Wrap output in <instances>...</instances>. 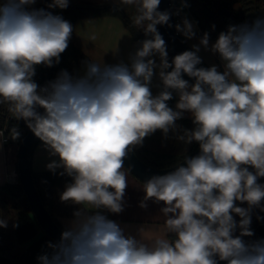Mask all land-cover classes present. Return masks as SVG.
I'll list each match as a JSON object with an SVG mask.
<instances>
[{
	"label": "clouds",
	"instance_id": "clouds-1",
	"mask_svg": "<svg viewBox=\"0 0 264 264\" xmlns=\"http://www.w3.org/2000/svg\"><path fill=\"white\" fill-rule=\"evenodd\" d=\"M36 2L0 0V105L58 157L46 167L71 177L60 200L77 206L39 264H264V239H244L254 235L253 210L264 212L258 183L264 178V16L229 25L210 47L205 32L170 61L157 26L172 27L173 13L160 10L161 0H119L135 8L132 24L149 37L130 63L85 61L82 75L61 70L41 87L33 79L36 67L59 64L74 29L61 15L32 8ZM68 6L69 0H51L47 9ZM175 29L187 40L196 37L187 17ZM201 47L219 56L223 71L198 67ZM154 76L162 84L156 95ZM174 93L175 109L168 104ZM185 113L194 127L177 139L197 142L199 154L143 183L140 207L150 199L163 203L164 235L137 239L105 214L124 210V160L157 130L165 137L175 132ZM9 135L16 140L20 132L12 127ZM7 226L0 215V228Z\"/></svg>",
	"mask_w": 264,
	"mask_h": 264
},
{
	"label": "trees",
	"instance_id": "trees-1",
	"mask_svg": "<svg viewBox=\"0 0 264 264\" xmlns=\"http://www.w3.org/2000/svg\"><path fill=\"white\" fill-rule=\"evenodd\" d=\"M50 2L51 0H45L43 8L61 15L72 25L82 18L113 16L124 23L136 41L141 42L149 38L145 37L142 29L133 26L131 17L118 5H82L76 4L74 0H69L67 9H47ZM186 2L198 26L196 38H201L207 32L210 40H216L219 33L226 31L229 25L251 23L257 17L264 16V0H186ZM236 2L239 3V8L235 6ZM169 60L171 61L170 57ZM85 61L93 60L70 39L68 48L61 54L60 63L50 68L43 65L37 66L36 75L33 79L39 86L43 87L49 81L54 80L61 70H67L73 76L82 75L85 70ZM176 98L174 93L173 99L168 101L169 106L173 109ZM7 109V104L0 105V129L5 126L9 130L12 127L26 128L28 132L29 128L26 123L23 120L12 118ZM176 123L179 126L178 129L175 132L170 131L167 137L160 130H157L154 134L144 138L142 145L133 149L136 155L152 167L168 168L179 163L185 156L196 150L199 147L197 142L193 141L191 144H186L177 139L184 129L190 130L194 127L192 119L183 118ZM25 135H23L21 142ZM40 141L38 139L32 148L31 165L33 151ZM60 171L62 170H57V174H53L50 171H35L32 168V176L43 203L56 223L64 230L65 226L60 219L63 217L72 218L77 206L63 203L60 200V193L68 183H71V177L60 176L58 174ZM131 174L133 175V173ZM258 183L264 184V178H259ZM19 199L24 201L23 204L18 202ZM238 206L247 207L246 204H239ZM12 212L15 214L12 223L18 227L12 225L11 229L9 224L13 217ZM105 214L110 218V213L105 212ZM0 215L8 220V226L0 228V264H39L37 257L50 251L47 243L56 241L38 223L20 181L17 184L8 182L0 184ZM257 215L264 217V212H260L259 209L253 210L250 227L254 235L244 237L246 241L264 239V219L258 221ZM235 219L238 221L240 218L237 216ZM238 234L239 230L236 232V235ZM220 264H224V262H220Z\"/></svg>",
	"mask_w": 264,
	"mask_h": 264
},
{
	"label": "crops",
	"instance_id": "crops-1",
	"mask_svg": "<svg viewBox=\"0 0 264 264\" xmlns=\"http://www.w3.org/2000/svg\"><path fill=\"white\" fill-rule=\"evenodd\" d=\"M45 0H37L32 5V8H43ZM76 4L82 5H107L115 4L122 7L125 12L132 17L135 14V8L132 6L119 5V0H74ZM193 22V21H192ZM195 24V31L198 30L197 24ZM73 33L71 36L74 44L87 54L94 62H104L105 64H117L120 62L129 64L130 56L134 54L137 48L140 47V43L136 41L131 32L126 28L124 23L117 17L113 16H99V17H88L82 18L73 24ZM95 39H91V37ZM200 38L192 39V43H188L190 48L194 44H199ZM187 41V40H186ZM215 40H210V45ZM201 53L207 59L213 60V64L219 66V70L223 71V65L219 56L216 54L207 55L205 49L201 47ZM170 57V56H169ZM152 81L151 89L154 95L158 94L161 88V81L157 76ZM178 97L176 98L175 105ZM174 105V109H175ZM184 117L191 118L189 113H185ZM58 159L49 154V151L45 148L42 141L35 147L32 155V168L35 171H49L46 167L52 160ZM13 164L9 161L6 162L5 175L3 183H6V173L11 170ZM126 175L128 178V186L126 188L124 201L127 205L126 211L120 214L110 213V218L120 224L125 229L127 234H130L137 239H143L145 241H151L156 237L164 235V221L159 219L161 217V208L164 206L162 202H153V208H142L140 207L141 201H143L145 193L143 191V183L137 177L132 175L130 171L124 166ZM62 170V169H57ZM151 200V199H150ZM148 200V201H150ZM146 201V204L147 202ZM239 205V202H238ZM153 209L154 218H151L150 213ZM149 215V216H147ZM71 217L61 218V222L64 226L67 225Z\"/></svg>",
	"mask_w": 264,
	"mask_h": 264
},
{
	"label": "water",
	"instance_id": "water-1",
	"mask_svg": "<svg viewBox=\"0 0 264 264\" xmlns=\"http://www.w3.org/2000/svg\"><path fill=\"white\" fill-rule=\"evenodd\" d=\"M160 10H167L173 15L170 18L169 23L172 27L167 25H158L159 31L165 39L169 56L172 59L175 55L182 53L185 50H192L188 43L185 41L183 36L178 33L175 29L176 21L174 11L172 7V0H161ZM198 67H210L204 61ZM191 83L194 80L185 76ZM37 138L30 129H28L23 141L18 147V162L16 165V174L18 180L21 182L23 190L27 196L28 202L32 208L33 214L35 215L38 223L50 235L56 242L59 241L61 232L63 229L56 223L52 215L46 208L40 193L35 185L34 178L32 176V165H31V152L35 143L38 141ZM199 147L191 152L188 157H194L199 154ZM179 164H184V161H180L174 166L168 168H155L145 162H143L134 152L130 151L128 156L124 160V166L142 182H146L153 175H164L168 172L174 171Z\"/></svg>",
	"mask_w": 264,
	"mask_h": 264
},
{
	"label": "rangeland",
	"instance_id": "rangeland-1",
	"mask_svg": "<svg viewBox=\"0 0 264 264\" xmlns=\"http://www.w3.org/2000/svg\"><path fill=\"white\" fill-rule=\"evenodd\" d=\"M235 6L237 7V8H239L240 7V5H239V3L238 2H236V4H235ZM187 40V39H186ZM192 40V39H191ZM191 40H187V42L188 43H192V41ZM192 49V48H191ZM202 51H200V53H199V55L202 57V60L208 65V66H211V65H213V60H212V58L210 59H207V57H205L204 55H202L203 53H201ZM205 52H206V54L209 56H211V51L210 50H205ZM169 53V52H168ZM157 62H159L158 61V58H157ZM156 77L154 76L153 77V81H154V79H155ZM157 78H158V76H157ZM184 118H186V117H184ZM20 145V144H19ZM19 145H17V144H13V143H7V144H4V143H2V141H1V138H0V184L3 182V179H4V175H5V166H6V162L7 161H9V162H11L12 164H13V167L11 168V169H14V168H16V165H17V162H18V153H17V151H18V147H19ZM126 201V200H125ZM125 201H124V210H123V212H125L126 211V208L125 207H127V205H125L126 203H125ZM18 202H20V203H22L23 204V202L24 201H22V199H19L18 200ZM153 201L152 200H150V201H148L147 202V207L149 208H153V203H152ZM144 208H146V207H144ZM151 210V213H150V216H151V218H154V216H156V214H154V211L155 210H153V209H150ZM13 213V217H12V219H11V223H12V221L15 219V214H14V212H12ZM153 214H154V216H153ZM147 216H149V215H147ZM149 216V217H150ZM159 219H161V220H163V221H165V217H164V215L163 214H161V217L159 218ZM9 224V227L12 229V225H13V223L12 224Z\"/></svg>",
	"mask_w": 264,
	"mask_h": 264
},
{
	"label": "built area",
	"instance_id": "built-area-1",
	"mask_svg": "<svg viewBox=\"0 0 264 264\" xmlns=\"http://www.w3.org/2000/svg\"><path fill=\"white\" fill-rule=\"evenodd\" d=\"M182 0H172V7L174 11V16H175V21L176 24L182 23L183 18L187 17L191 21L195 22L193 14L189 8L181 6ZM188 5V4H187ZM178 12V14H176ZM0 131L4 132L3 138H1L2 143L7 144V143H13L19 145L21 143L23 135L26 134L27 129L26 128H20L18 131L20 132V137L16 140L11 139L9 132L10 130L8 129L7 126H5L3 129H0ZM6 182L11 183V184H17L19 182L17 174H16V169H11L6 173Z\"/></svg>",
	"mask_w": 264,
	"mask_h": 264
}]
</instances>
